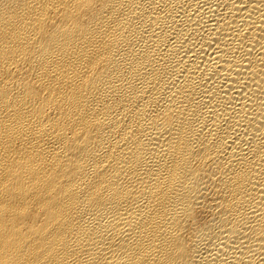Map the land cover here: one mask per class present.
<instances>
[{
    "label": "bare ground",
    "instance_id": "1",
    "mask_svg": "<svg viewBox=\"0 0 264 264\" xmlns=\"http://www.w3.org/2000/svg\"><path fill=\"white\" fill-rule=\"evenodd\" d=\"M0 264H264V0H0Z\"/></svg>",
    "mask_w": 264,
    "mask_h": 264
}]
</instances>
